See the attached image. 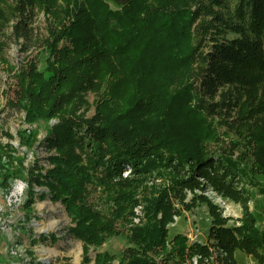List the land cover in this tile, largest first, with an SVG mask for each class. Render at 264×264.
<instances>
[{
	"label": "trees",
	"instance_id": "obj_1",
	"mask_svg": "<svg viewBox=\"0 0 264 264\" xmlns=\"http://www.w3.org/2000/svg\"><path fill=\"white\" fill-rule=\"evenodd\" d=\"M37 11L45 34L32 27ZM7 26L21 48L40 51L14 69L6 104L36 124L18 133L21 143L49 152L44 172L35 161L27 173L23 157L8 154L21 158L10 175L61 201L86 262L92 247L94 264H184L207 257L212 245L228 264L238 263L235 249L264 264L254 214L227 226L216 205L194 193L211 186L245 203V183L264 192V0H0L1 61ZM154 174L165 180L147 183ZM200 203L209 209L210 245L189 244L169 226L180 209Z\"/></svg>",
	"mask_w": 264,
	"mask_h": 264
},
{
	"label": "rangeland",
	"instance_id": "obj_2",
	"mask_svg": "<svg viewBox=\"0 0 264 264\" xmlns=\"http://www.w3.org/2000/svg\"><path fill=\"white\" fill-rule=\"evenodd\" d=\"M13 19L14 17L9 24L16 20ZM45 22L43 12L37 11L32 20L34 31L45 34ZM10 29V26L3 29L4 36L2 38L6 40L7 44L2 54L4 61L0 60V264H30L32 261H41L45 264H94L92 247L89 249L90 261L86 262L83 259L82 243L70 234L68 230L71 225L70 218L61 201L51 197L45 185L35 184V182L30 185L26 178L20 175H10V169L13 165H18L21 158H11L8 157V154L23 157L22 166L25 173H27L26 168L32 166L35 161L39 164V168L35 169V172H44L49 166L46 159L49 152L45 150L44 146H38L36 141L33 146L28 147L21 143L19 138V132L27 135L30 133V127H35L36 124L25 123L22 120L23 111L6 104V99L13 97L14 69L27 56H38L40 51V47L35 44H28L29 47L26 49L21 48L22 38L14 37L10 33ZM41 65L40 59L39 66ZM10 67L13 69L10 70ZM86 99L88 105L85 114L91 116L94 112V93L86 92ZM50 122H54V119H51ZM224 128L225 126L222 125L219 129L223 131ZM44 135L45 131L41 128L36 138L41 140ZM127 172L128 170L122 174L126 175ZM164 180L154 174L147 180V183H161ZM230 180L233 179L230 178ZM245 184L250 186L249 191H251L244 196L247 197L245 203L242 200H233L230 196L217 192L211 186L204 187L202 190L196 189L194 193L204 194L213 205H216V210L225 219L227 226L240 225L242 218L246 214L252 213L255 216L256 226L263 230L264 192L253 188L254 186L249 183ZM233 185L236 189L244 187V183L238 180H234ZM183 192L187 199L193 195L189 189H184ZM98 194V192H94L91 199L97 201ZM174 202L177 203V200ZM180 210L182 213L174 215V221L169 225L178 226V228L172 229L171 232H180L187 238L189 244L196 241L210 245L211 237L208 234V229L211 227V218L206 203L195 204L192 208ZM135 213L138 216L134 221L138 222L139 216L142 214L140 205L135 208ZM42 235H45V238ZM117 243L115 241L109 247L115 248L119 245ZM210 253L201 259H199V255L193 254L183 263L228 264L227 262L230 260L225 250L216 249L212 245H210ZM233 253L237 260L236 263H263L248 251L235 249ZM155 259H157L155 264H162L158 257ZM110 264H118V262L112 260Z\"/></svg>",
	"mask_w": 264,
	"mask_h": 264
}]
</instances>
